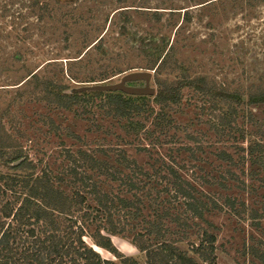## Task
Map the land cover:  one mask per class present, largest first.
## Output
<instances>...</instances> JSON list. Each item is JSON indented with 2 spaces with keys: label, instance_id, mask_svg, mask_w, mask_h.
Instances as JSON below:
<instances>
[{
  "label": "rangeland",
  "instance_id": "rangeland-1",
  "mask_svg": "<svg viewBox=\"0 0 264 264\" xmlns=\"http://www.w3.org/2000/svg\"><path fill=\"white\" fill-rule=\"evenodd\" d=\"M136 71L151 72L149 85L155 91L158 84L170 86L190 78L239 96L231 103L232 118L246 131L245 137L235 128L224 136L216 134L212 127L227 105L190 86L178 89L181 101L173 115L203 143L197 152L203 161L185 170L191 181L200 183L199 175L207 173L222 175L224 179H218L229 190L217 185L205 190L219 203L221 195L235 199L234 212L224 204L222 210L206 214L214 225L208 229L216 236L214 260L207 264H264V165L244 160L245 151H236L250 138L264 147V104L248 103L249 95L264 92V0H0V127L7 132L0 141L20 144L39 169L45 164L57 170L63 159L61 141L66 147L80 145L65 135L67 127L85 140L98 137L87 132L90 122L81 116L82 104L73 109L51 106L42 98L39 82L76 88L115 83ZM126 83L145 85L141 78ZM97 103L98 99L93 102ZM44 117L61 126L59 134L43 122ZM178 135V141L186 142L182 132ZM220 149L231 154L232 163L215 157ZM0 172L9 170L0 163ZM251 211L257 213L254 220ZM11 224L10 233L16 227ZM64 227L60 224L53 231L64 238L59 231ZM110 238L121 255L146 261L128 239ZM199 238L191 236L177 246L204 264L188 244H197ZM83 240L100 258L124 264L90 237ZM13 253L23 256L20 249ZM73 256L69 253L65 261Z\"/></svg>",
  "mask_w": 264,
  "mask_h": 264
},
{
  "label": "trees",
  "instance_id": "trees-1",
  "mask_svg": "<svg viewBox=\"0 0 264 264\" xmlns=\"http://www.w3.org/2000/svg\"><path fill=\"white\" fill-rule=\"evenodd\" d=\"M39 83L42 98L51 106L73 109L82 104L81 116L90 122L87 132L98 137L85 140L67 127L65 135L80 145L66 147L61 141L63 159L57 170L45 164L39 169L20 144L0 141V163L9 170L0 172V264H16L21 259H31L32 264H116L100 258L86 246L84 237H90L124 264H199L177 246L195 236L200 238L197 244L188 241L191 250L204 264L212 262L216 236L210 231L214 225L206 214L222 210L224 204L233 211L235 199L221 195L223 203H219L205 190L213 185L229 190L227 183L218 179H224L222 175L216 178L207 173L199 175L200 183L191 181L185 170L203 161L197 156L203 143L178 123L173 112H178L175 107L181 101L178 89L193 87L227 105V111L218 115L212 127L216 134L224 136L235 128L245 137L246 131L232 118L235 112L231 103L239 96L208 86L203 79L190 78L170 86L158 84L154 95L73 92L74 87L51 80ZM96 99L97 106L93 104ZM248 103L264 104V92L249 95ZM43 122L55 134L60 133L61 126L51 117ZM178 132L186 142L178 141ZM3 136L7 137V132L0 127V139ZM246 142V147L236 146V151H245L242 159L248 157L263 166V143L252 138ZM215 157L232 163L231 154L224 149ZM250 218H257L256 211L250 212ZM11 222L16 226L12 233ZM60 224L65 226L59 231L67 241L53 231ZM112 235L128 239L145 254L146 261L139 263L121 255L111 241ZM19 249L21 259L13 253ZM69 253L74 256L67 259L68 263L64 257Z\"/></svg>",
  "mask_w": 264,
  "mask_h": 264
},
{
  "label": "water",
  "instance_id": "water-1",
  "mask_svg": "<svg viewBox=\"0 0 264 264\" xmlns=\"http://www.w3.org/2000/svg\"><path fill=\"white\" fill-rule=\"evenodd\" d=\"M152 77L150 71L133 72L123 76L120 81L115 83H91L83 85L81 87H74L73 92L83 91H104V92H123L129 95H154L155 88L149 85V81ZM134 78H141L145 81L144 86H132L126 83V80Z\"/></svg>",
  "mask_w": 264,
  "mask_h": 264
}]
</instances>
